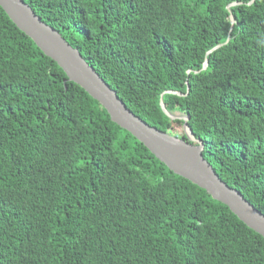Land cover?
Wrapping results in <instances>:
<instances>
[{"label":"trees","instance_id":"16d2710c","mask_svg":"<svg viewBox=\"0 0 264 264\" xmlns=\"http://www.w3.org/2000/svg\"><path fill=\"white\" fill-rule=\"evenodd\" d=\"M24 1L146 123L187 140L160 99L188 116L217 175L264 214V0ZM0 264H264V238L0 6Z\"/></svg>","mask_w":264,"mask_h":264},{"label":"water","instance_id":"95a60500","mask_svg":"<svg viewBox=\"0 0 264 264\" xmlns=\"http://www.w3.org/2000/svg\"><path fill=\"white\" fill-rule=\"evenodd\" d=\"M0 6L16 26L63 69L69 80L81 86L106 109L112 121L135 136L174 173L203 188L264 238V214L217 175L202 155V141L194 136L188 126V116L172 114L160 99V107L168 117L183 119V132L187 140L149 125L127 108L79 51L55 28L45 23L24 0H0ZM230 21L233 23L232 15Z\"/></svg>","mask_w":264,"mask_h":264}]
</instances>
